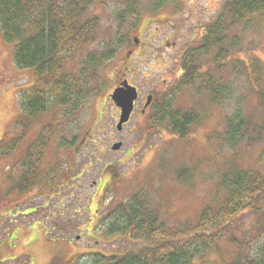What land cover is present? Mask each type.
<instances>
[{
	"label": "rangeland",
	"instance_id": "374dc122",
	"mask_svg": "<svg viewBox=\"0 0 264 264\" xmlns=\"http://www.w3.org/2000/svg\"><path fill=\"white\" fill-rule=\"evenodd\" d=\"M224 1L141 0L137 20L131 18L127 23V45L99 71V92L91 94L76 114L66 117L65 111L55 107L29 122L20 119L21 98L35 86L34 75L18 68L15 46L3 39L0 30V264H88L95 254L120 255L141 244L108 234L110 214L118 203L140 194L154 203L167 223H194L231 163L244 169L260 167L259 155L264 146L239 143L230 148V142L223 138L226 123L237 121L235 113L242 119L262 116L260 101L247 80L230 82L231 98L221 106L209 104L208 96L195 93L197 88L174 94L168 85L181 76L180 53L196 46ZM123 9L124 5L113 0L95 1L89 17L99 19L97 42L73 54L66 66L69 74L76 71L79 61L96 53L95 49L114 35L116 19ZM262 17L258 20L259 15L255 16L247 31L239 29L230 34L239 39L241 46L235 59L249 62L255 58L264 66ZM166 38L168 44L163 42ZM131 51L124 63L131 68L128 72L122 69L124 59L120 57ZM230 61L225 71L231 72ZM122 79L140 91L137 111L147 93L160 98L170 95L173 102L167 105L169 111L174 107L185 112L193 109L202 119L184 139L169 135L166 127L154 128L145 115H133L118 132L115 125L119 115L108 98ZM229 79L226 72L223 81ZM261 89L264 91V82ZM38 137L46 139L44 148L33 143ZM17 143L16 150L4 156ZM115 143L122 144L120 150L112 151ZM34 151H41L42 157L28 176L30 190L19 194L14 189V179L22 176L18 166L28 160L27 153L34 155ZM183 173L186 175L181 176ZM26 207H37V214L20 216ZM60 212L69 213L62 216ZM33 220L40 226L28 232ZM251 221V216H243L244 228L239 229H249ZM229 249L223 241L209 259L219 262Z\"/></svg>",
	"mask_w": 264,
	"mask_h": 264
},
{
	"label": "trees",
	"instance_id": "16d2710c",
	"mask_svg": "<svg viewBox=\"0 0 264 264\" xmlns=\"http://www.w3.org/2000/svg\"><path fill=\"white\" fill-rule=\"evenodd\" d=\"M95 1L0 0L3 39L14 44L18 68L29 70L34 75L35 86L21 98V120L38 119L55 107L65 111L66 117L76 114L91 94L99 92L101 84L97 85V82L102 79L99 71L127 45V23L131 18L137 20L142 8L141 0H113L124 5L123 13L116 19V32L95 49L96 53L79 61L76 71L69 74L66 66L73 60V54L85 51L82 48L97 42L99 19L97 16L89 17ZM258 15V20L263 18L264 0L224 1L217 15L207 23L206 33L196 46H190L180 54L181 76L170 86L174 94L197 88L195 93L208 96L209 104L221 106L231 98L229 83L247 80L251 92H255L260 101L259 115L262 116L242 119L235 113L237 121H228L223 131L224 141L230 142V148L239 143L264 146V91L261 89L264 66L255 58L249 62L235 59L241 46L239 39L230 35L239 29L247 31ZM130 57L129 52L120 57L124 59L122 69L128 72L131 68L124 63ZM228 61L231 72L225 71ZM226 72L230 75L229 82L223 81ZM172 102L170 95L162 98L155 95L150 114L145 117L154 128L166 127L169 135L184 139L202 117L193 109L185 112L174 107L169 111L167 105L171 106ZM21 127L24 130L23 125ZM33 143L44 148L46 139L38 137ZM17 145L5 151L4 156L14 152ZM27 154L28 160L36 162L42 157L41 151ZM36 166L37 163L32 171ZM259 166L244 169L231 163L226 173L218 178L213 196L200 210L194 223L177 226L167 223L154 203L140 194L118 203L110 214L112 221L108 234L120 235L141 246L118 253L120 255L95 254L88 264H264V148L259 155ZM183 174L181 176L186 175ZM28 176L26 179L23 176L14 179V189L19 194L31 186ZM49 190L53 191V188ZM243 216L252 217L247 230L239 229L243 226ZM223 241L230 249L227 254L222 253L219 262H214L209 259V254L217 252Z\"/></svg>",
	"mask_w": 264,
	"mask_h": 264
},
{
	"label": "flooded vegetation",
	"instance_id": "af4514ba",
	"mask_svg": "<svg viewBox=\"0 0 264 264\" xmlns=\"http://www.w3.org/2000/svg\"><path fill=\"white\" fill-rule=\"evenodd\" d=\"M192 18V17H191ZM195 19V18H194ZM195 31H197V25L195 26V29H194ZM195 35H196V33H195ZM163 42L164 43H169V41H168V39L166 38V39H164L163 40ZM135 43L137 44V41H135ZM185 50V49H184ZM132 52L133 51H131V55H132ZM180 54H182V53H180ZM180 58V57H179ZM124 81H127V83L129 84V85H132L133 86V84L130 82V81H128L127 79H122L121 80V82H117V84L115 85V87L113 88V89H115V88H118V87H120V85H121V83H123ZM168 85H172V84H168ZM136 90H137V92H138V98H137V100H136V102L134 103V108H133V111H132V113L130 114V119H131V117L133 116V115H142V116H144V115H149L150 113H149V110H150V107H151V105H152V103H153V100H154V98H155V94H150V93H147L146 94V96H145V98H144V101L141 103V108H140V110L139 111H137L136 110V103H137V101H138V99H139V95H140V91L136 88ZM147 98H149V101L147 100ZM109 100H110V98H108ZM116 110H117V115H120L121 113H120V111H119V109L118 108H116ZM139 112V113H138ZM130 121V120H129ZM129 123V122H128ZM127 123V124H128ZM127 124H125L124 126H123V129H124V127L127 125ZM0 141H1V139H0ZM36 163V161L33 159V160H26V161H23V164H22V166H21V168H20V174H22V176L24 177V179H26V175L27 174H29V175H31V174H33V172L34 171H32V167H33V165ZM35 176V175H34ZM9 177H10V172H8L6 175H5V179H6V181L9 179ZM21 182H22V180H21ZM30 188V187H29ZM28 188V190H30ZM24 192V191H23ZM24 193H26V191L24 192ZM52 197H50V199H51ZM23 204H24V202H23ZM68 209V208H67ZM69 213V212H68ZM67 212H60V214L59 215H67L68 214ZM35 214H37V207H29V208H24V209H21V211H20V216H22V217H24V218H26L27 216H31V215H35ZM40 226V222H37L36 220H33V225L31 226V228H30V230H28V232H30L31 230H32V227L34 228V229H38V227Z\"/></svg>",
	"mask_w": 264,
	"mask_h": 264
},
{
	"label": "water",
	"instance_id": "95a60500",
	"mask_svg": "<svg viewBox=\"0 0 264 264\" xmlns=\"http://www.w3.org/2000/svg\"><path fill=\"white\" fill-rule=\"evenodd\" d=\"M138 94L135 87L128 85L126 81L121 83L120 87L114 89L110 95V99L115 106L120 110L119 121L116 124V130L120 132L123 125H125L130 118V114L134 108V102L137 100ZM149 101V98H147ZM121 143H115L111 149L112 151H118L121 148Z\"/></svg>",
	"mask_w": 264,
	"mask_h": 264
}]
</instances>
